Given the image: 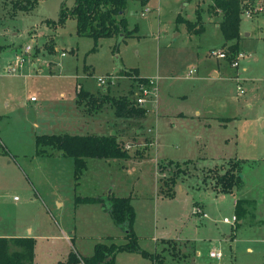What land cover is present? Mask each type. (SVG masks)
Returning <instances> with one entry per match:
<instances>
[{
    "label": "rangeland",
    "instance_id": "1",
    "mask_svg": "<svg viewBox=\"0 0 264 264\" xmlns=\"http://www.w3.org/2000/svg\"><path fill=\"white\" fill-rule=\"evenodd\" d=\"M140 2L126 4L128 30L136 34L124 39L78 36L74 17L57 24L62 5L70 10L74 0H41L15 14L1 4L0 238L33 237L34 264H56L71 246L90 256L97 243L123 244L124 231L101 206L74 205L75 196L111 190L131 197L139 247L164 264H264V25L257 29L264 10L240 15L238 51L245 57L235 69L210 56L216 50L228 58L234 44L216 28L221 15L209 12L211 0ZM20 56L24 64L10 72ZM106 76L114 85H100ZM151 78L157 90L143 106L146 117L121 134L132 159H90L75 181L71 158L48 147L51 156L36 155L35 136L106 134L104 121L120 122L113 111L93 119L85 99L76 103L79 92L132 99ZM136 131L139 138H130ZM234 164L240 180L222 193L215 178ZM237 199L254 203L241 201L254 210L242 225ZM216 252L220 259L210 257ZM132 255H117L118 264H153Z\"/></svg>",
    "mask_w": 264,
    "mask_h": 264
},
{
    "label": "trees",
    "instance_id": "2",
    "mask_svg": "<svg viewBox=\"0 0 264 264\" xmlns=\"http://www.w3.org/2000/svg\"><path fill=\"white\" fill-rule=\"evenodd\" d=\"M38 1L41 0H13L10 2L0 0V6L3 3L9 4L11 13L15 14L16 12L31 11ZM127 2L128 0H74L73 7L70 10H67L64 4L62 5L59 23L57 24H61L67 17H74L78 36L94 39L111 37L124 39L131 37L136 34V30H128V23L124 15ZM242 4L243 2L240 0H211L208 6L210 13L221 15L218 28L224 40L234 42L230 46L231 52L227 58L228 62L232 61L239 53L238 40ZM198 20H200L199 13H197ZM53 24L55 25V23ZM124 73L125 76H130L125 71ZM76 98L77 104L81 103L80 98L86 100L83 105L89 113H97L106 107H110L118 119H143L147 114V109L133 105L131 99L123 96L115 98L109 94L92 95L87 92H79ZM34 143L36 155L51 156L52 153L48 154L45 149L48 147L52 152L58 151L61 156L71 158L73 160V177L75 181H78L86 170L88 159L126 160L130 156L125 144L115 135H40L35 136ZM237 168H239V165L234 164L215 178L222 193H231L236 183L239 182V177L235 175ZM174 184L175 179L171 178V185ZM171 194V192L165 193L167 196H171ZM82 204H100L109 213L113 223L125 232L124 243L119 245L113 242L109 245L97 243L93 247L91 256H81L72 250L68 253L63 264H115L116 256L121 253L137 254L153 264H164L157 254L149 253L139 247V239L133 230L135 212L131 204V197L108 195L106 197L91 198L75 196L74 205ZM243 211L241 200H237L235 203L237 220ZM11 244L17 246L18 250L10 251ZM34 244L35 241L32 238H0V264H32Z\"/></svg>",
    "mask_w": 264,
    "mask_h": 264
},
{
    "label": "built area",
    "instance_id": "3",
    "mask_svg": "<svg viewBox=\"0 0 264 264\" xmlns=\"http://www.w3.org/2000/svg\"><path fill=\"white\" fill-rule=\"evenodd\" d=\"M240 1L243 2L241 14H244V16L246 18H252L256 15H260L263 13L264 0H262L261 3H259V5L250 6V7L247 6V4H246L248 2V0H240ZM146 11H148V10L145 9L144 12H146ZM30 52H31V47L30 46L25 47L24 54L28 55ZM62 56H64V54H62ZM210 56L215 57L217 60H227V55L222 51L213 50L211 52ZM244 57H245L244 54L239 52L232 61H229L230 67L235 68V69L238 68L239 67V60L243 59ZM24 62H25L24 57H22V56L17 57L14 67L10 68L9 71L10 72H16L17 69L21 65L24 64ZM192 73H193V71L190 70L187 77H189ZM151 79H153V78H151ZM98 81H99L101 86L114 85V79L111 76L110 77L109 76L100 77L98 79ZM156 85H157L156 80L153 79V80H147L144 84L136 86L135 87L136 91L133 94V98L131 99L133 105H135L137 107H143L144 104L147 102L148 98H151L154 95H156V90H157ZM238 91L240 94L244 93L240 87H238ZM30 101H35V99L31 98ZM125 148L128 150L129 146L125 145ZM195 213L202 215V217H204V218H206V216H207L204 212H202L200 207H197L195 209ZM223 222L226 224H231L227 218H224ZM210 257L215 258V259H220L221 254L219 252H216L214 254L212 253V254H210Z\"/></svg>",
    "mask_w": 264,
    "mask_h": 264
},
{
    "label": "crops",
    "instance_id": "4",
    "mask_svg": "<svg viewBox=\"0 0 264 264\" xmlns=\"http://www.w3.org/2000/svg\"><path fill=\"white\" fill-rule=\"evenodd\" d=\"M136 1H138L140 4H141V2H140V0H136ZM145 1V3H144V5H147L148 4V2H149V0H144ZM249 2L251 1V3H257L258 1L260 2V1H262V0H248ZM143 4H141V7H143L142 6ZM259 5V4H258ZM240 15H241V13H240ZM217 16V15H216ZM212 21V20H211ZM263 25H264V19H262L261 21H260V25L259 26H257V29L258 30H262L263 29ZM216 26V28H218V25H215ZM219 29V28H218ZM246 36H249V34L247 33L246 34ZM227 42V41H226ZM84 69V68H83ZM140 75V74H139ZM188 75V74H187ZM141 76V75H140ZM142 77V76H141ZM85 91V90H84ZM91 94V93H90ZM100 94H104V93H97L96 95H100ZM92 95H95V94H92ZM110 95V94H109ZM76 101H77V98H76ZM146 109V108H145ZM109 111H113V109L112 108H110V107H106V108H104V109H102V110H100V111H98L97 113H88L87 112V114L89 115V116H91L93 119H96V118H99L98 116L99 115H101V114H104L105 112L107 113V112H109ZM148 111V110H147ZM113 113H114V111H113ZM147 115V114H146ZM163 115V114H162ZM115 116V115H114ZM167 117H168V115H166ZM177 118H187L186 117V115H184V114H178V115H175ZM116 118V117H115ZM116 119H118V118H116ZM199 119H200V117H199ZM120 120V122H121V124H120V122H118V123H114L113 125H111V126H109L108 125V122L109 121H104L105 123H104V127H105V132H106V134H86V135H96V136H109V135H115L120 141H122L124 144H127V141H125V139L121 136V134H125V133H127V132H125L129 127H130V122L132 123V124H136V123H138L139 121H140V119H119ZM127 127V128H126ZM121 131H124L123 133H121ZM69 135V134H68ZM80 136H84V135H80ZM128 136H130L129 134H128ZM130 138H133V139H138L139 138V133L136 131V132H133L132 134H131V136H130ZM144 140H146V139H144ZM149 141H150V143H151V141H152V138L151 139H149ZM154 141V140H153ZM138 142V141H137ZM133 145L134 144H136V142H134V143H132ZM154 144H155V142H154ZM129 152V151H128ZM130 155V154H129ZM145 156H142V157H140L139 159H143ZM133 158V156H129V158L128 159H132ZM136 159V158H135ZM90 159H88L87 160V165H88V161H89ZM95 160H97V159H95ZM127 160V159H126ZM125 160V161H126ZM98 161H102L103 163H116L115 161H117V160H98ZM189 161H191V160H189ZM82 176V175H81ZM179 188H180V186H179ZM109 193H110V195L111 194H113L112 193V191L110 190L109 191ZM102 197H106V196H102ZM238 200V199H237ZM239 200H241V201H249V202H251V204L252 205H254V203L252 202V201H250V200H244V199H239ZM57 203V205H58V207L60 208L61 206H62V204L59 202V201H57L56 202ZM236 203V202H235ZM97 206H101L100 204H96ZM234 207H235V204H234ZM252 209V210H251ZM244 211L242 212V215L240 216V218L237 220L238 221V223L240 224V225H242L243 223H244V221H245V219L248 217H250V218H253L254 216H253V207H248V208H246V207H244V209H243ZM251 210V211H250ZM258 222V221H257ZM259 223V222H258ZM134 230V229H133ZM135 231V230H134ZM135 234H136V231H135ZM68 235L70 236L71 235V233H68ZM26 238H32L34 241H35V239L33 238V237H26ZM7 239H11V238H7ZM65 239L66 240H68V241H72L71 239H70V237H65ZM188 242V241H187ZM71 245V244H70ZM71 249L70 250H74V248H72V246L70 247ZM35 249H36V241H35V244H34V258H33V263L32 264H34L35 263V259H36V255H35ZM74 251H76L79 255H81V256H83L82 254H80L77 250H74ZM146 251V250H145ZM70 251H68L65 255H64V260H61V261H58V262H56V264H58V263H64L65 261H66V259H67V255H68V253H69ZM148 252V251H147ZM150 253V252H149ZM127 254H130V253H127ZM119 255V254H118ZM137 255V254H136ZM91 256V255H90ZM130 256H133L132 254H130ZM131 258H134V257H131ZM118 256L116 257V259H115V264H118Z\"/></svg>",
    "mask_w": 264,
    "mask_h": 264
},
{
    "label": "water",
    "instance_id": "5",
    "mask_svg": "<svg viewBox=\"0 0 264 264\" xmlns=\"http://www.w3.org/2000/svg\"><path fill=\"white\" fill-rule=\"evenodd\" d=\"M125 233V232H124Z\"/></svg>",
    "mask_w": 264,
    "mask_h": 264
}]
</instances>
